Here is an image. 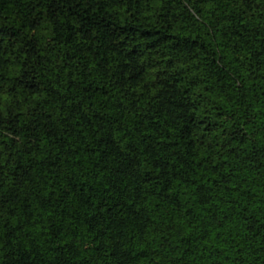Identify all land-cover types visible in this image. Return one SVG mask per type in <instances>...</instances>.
Masks as SVG:
<instances>
[{"label":"trees","instance_id":"1","mask_svg":"<svg viewBox=\"0 0 264 264\" xmlns=\"http://www.w3.org/2000/svg\"><path fill=\"white\" fill-rule=\"evenodd\" d=\"M0 264H264V0H0Z\"/></svg>","mask_w":264,"mask_h":264}]
</instances>
